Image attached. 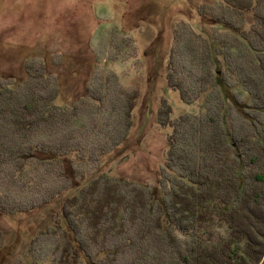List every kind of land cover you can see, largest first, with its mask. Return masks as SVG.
<instances>
[{"label":"trees","instance_id":"trees-1","mask_svg":"<svg viewBox=\"0 0 264 264\" xmlns=\"http://www.w3.org/2000/svg\"><path fill=\"white\" fill-rule=\"evenodd\" d=\"M210 18L211 34L186 21L173 30L167 86L183 104L203 102L173 118L162 99L171 131L156 187L101 175L67 194L90 178L85 163L129 136L137 89L113 74L62 104L44 60L23 79L0 77V212L64 199L59 262L264 264V0H223Z\"/></svg>","mask_w":264,"mask_h":264},{"label":"rangeland","instance_id":"rangeland-1","mask_svg":"<svg viewBox=\"0 0 264 264\" xmlns=\"http://www.w3.org/2000/svg\"><path fill=\"white\" fill-rule=\"evenodd\" d=\"M220 3L223 0H0V77L23 79L26 64L44 60L61 85L62 104L81 101L99 80L105 85L113 74L121 88L139 92L129 136L97 167L90 161L82 165L90 178L80 179L67 194L79 193L89 179L101 175L132 185H158L171 131L158 121L162 99L172 107L173 118L198 113L203 102L200 98L183 104L178 92L167 86L173 30L186 21L211 34V12L216 13ZM63 205L64 199L56 198L25 213L0 212V264H73L59 262L53 250L60 240L55 229ZM91 249L95 253L98 247ZM106 257L94 260L106 264L111 261Z\"/></svg>","mask_w":264,"mask_h":264}]
</instances>
